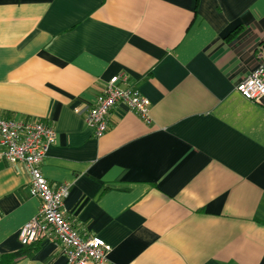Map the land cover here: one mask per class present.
<instances>
[{
	"label": "crops",
	"instance_id": "crops-1",
	"mask_svg": "<svg viewBox=\"0 0 264 264\" xmlns=\"http://www.w3.org/2000/svg\"><path fill=\"white\" fill-rule=\"evenodd\" d=\"M263 44L264 0H0V118L54 128L42 175L68 187L67 219L108 264H264V98L235 91ZM117 76L149 119L117 104L95 139L85 114ZM39 205L0 159L13 264H65L46 241L19 244Z\"/></svg>",
	"mask_w": 264,
	"mask_h": 264
},
{
	"label": "built area",
	"instance_id": "built-area-1",
	"mask_svg": "<svg viewBox=\"0 0 264 264\" xmlns=\"http://www.w3.org/2000/svg\"><path fill=\"white\" fill-rule=\"evenodd\" d=\"M258 57L264 55V44L257 48ZM127 79L112 78L95 98L85 114V122L95 139L108 129L110 112L117 104L148 121L150 102L138 91L118 86ZM236 93L244 100L259 103L264 98V63L237 84ZM80 113L78 109L74 111ZM56 132L39 121L3 120L0 118V159L10 165H21L29 176V192L40 202L37 214L18 232L22 247L46 241L58 248L65 264H108L110 247L99 237L82 236L67 219L63 202L68 195L65 185L52 189L41 172V164L48 149L55 143Z\"/></svg>",
	"mask_w": 264,
	"mask_h": 264
},
{
	"label": "trees",
	"instance_id": "trees-1",
	"mask_svg": "<svg viewBox=\"0 0 264 264\" xmlns=\"http://www.w3.org/2000/svg\"><path fill=\"white\" fill-rule=\"evenodd\" d=\"M19 255H0V264H13L15 259H17Z\"/></svg>",
	"mask_w": 264,
	"mask_h": 264
}]
</instances>
